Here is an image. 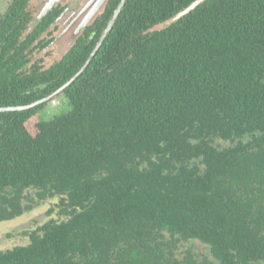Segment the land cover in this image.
<instances>
[{
  "label": "trees",
  "instance_id": "obj_1",
  "mask_svg": "<svg viewBox=\"0 0 264 264\" xmlns=\"http://www.w3.org/2000/svg\"><path fill=\"white\" fill-rule=\"evenodd\" d=\"M121 1L50 67L1 65L0 108L71 80ZM195 1L126 0L58 94L66 113L40 116L54 99L0 112V222L51 200L60 214L0 264H264V0H205L171 21Z\"/></svg>",
  "mask_w": 264,
  "mask_h": 264
},
{
  "label": "flooded vegetation",
  "instance_id": "obj_2",
  "mask_svg": "<svg viewBox=\"0 0 264 264\" xmlns=\"http://www.w3.org/2000/svg\"><path fill=\"white\" fill-rule=\"evenodd\" d=\"M84 4L83 0H0V29L4 27L5 30V27L11 23L13 25L10 27V32H14L10 34H15V40L11 41L9 33L0 30V36L2 37L0 39V69L3 68L1 65L5 66L9 61L17 58L18 64H24V69L26 70H30L34 66L48 68L56 61H59L71 50V47L77 41L76 38L72 45H63L60 35L63 31L65 33L67 28L69 29L73 22L72 20L75 18V13ZM103 11L104 9L99 15ZM51 20L53 21L50 27L41 33V37L35 41L34 45H25L30 35L36 32L37 24ZM3 21L6 22L2 23ZM88 26L90 24L83 28L81 34ZM50 38H53L52 41L40 49V44L49 41ZM3 40H7V42L3 43ZM16 40L20 41V45H17ZM53 47L57 49L53 50ZM49 58L52 63L47 66Z\"/></svg>",
  "mask_w": 264,
  "mask_h": 264
},
{
  "label": "rangeland",
  "instance_id": "obj_3",
  "mask_svg": "<svg viewBox=\"0 0 264 264\" xmlns=\"http://www.w3.org/2000/svg\"><path fill=\"white\" fill-rule=\"evenodd\" d=\"M85 2V0H83ZM73 22L70 25L69 29H67L64 35H68L69 32H72ZM83 30V28H82ZM81 30V32H82ZM62 39V38H61ZM68 37L65 36L61 40V43L67 44ZM53 46H55L53 44ZM56 47H53V50H56ZM67 50V48H66ZM51 59L47 60V66L51 64ZM52 100L40 113V116L43 119H51L57 115H61L66 113L70 106L68 104L67 99L63 94L56 95V97ZM38 121V117L33 118L32 121L29 122L28 127L31 131L35 130V125ZM58 200H51L47 203L39 206L35 210L30 213H26L25 215L18 217L13 220L0 222V250L10 249L20 243H26L28 237H26L27 232H31L36 229L38 226L43 225L50 219H59V209L56 207ZM53 208L54 212L52 215H48V210Z\"/></svg>",
  "mask_w": 264,
  "mask_h": 264
},
{
  "label": "water",
  "instance_id": "obj_4",
  "mask_svg": "<svg viewBox=\"0 0 264 264\" xmlns=\"http://www.w3.org/2000/svg\"><path fill=\"white\" fill-rule=\"evenodd\" d=\"M204 1L205 0H196L189 7H187L185 10L181 11L173 19H171V21H175V20L181 18L182 16L190 13L193 9H195L197 6H199ZM107 2H108V0H85L84 6L79 11H77L75 13V18L72 20L73 21V26H72L73 31L69 32L68 35H66V37H68L67 45L68 44L72 45L74 43L75 39L80 36L82 28L91 24L96 19V17L99 15V13L104 9ZM125 2H126V0L121 1V3L119 4L118 8L115 11L113 18L110 20L107 28L104 30L103 35H102L100 41L98 42V44L96 45L95 49L93 50V52L91 53V55L89 56V58L87 59L85 64L83 65V67L78 71L77 74H75L72 77L71 80H69L64 86H62L55 93L51 94L50 96H48V97H46L40 101H37V102L30 104L28 106H22V107H3V108L1 107L0 112L23 110V109H27L29 107H34L38 104L44 103L45 101L52 100L54 97H56V95H58L67 86H69L72 82H74L84 72V70L88 67V65L90 64V62L94 58V56H95L96 52L98 51V49L100 48L103 40L107 36L108 32L112 29L116 19L118 18L119 14H120L121 9L125 5ZM65 32H67V31H65ZM60 37L62 39L65 38L64 31L61 33Z\"/></svg>",
  "mask_w": 264,
  "mask_h": 264
}]
</instances>
